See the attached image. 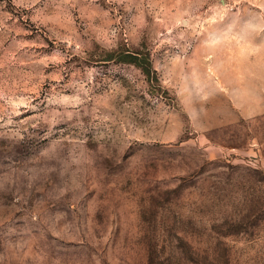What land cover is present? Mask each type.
Segmentation results:
<instances>
[{"label": "rangeland", "instance_id": "374dc122", "mask_svg": "<svg viewBox=\"0 0 264 264\" xmlns=\"http://www.w3.org/2000/svg\"><path fill=\"white\" fill-rule=\"evenodd\" d=\"M262 158L264 0H0V264H264Z\"/></svg>", "mask_w": 264, "mask_h": 264}, {"label": "trees", "instance_id": "16d2710c", "mask_svg": "<svg viewBox=\"0 0 264 264\" xmlns=\"http://www.w3.org/2000/svg\"><path fill=\"white\" fill-rule=\"evenodd\" d=\"M119 60L120 61L122 60L123 62H128V63L133 64L135 66L137 64L136 63V57L135 56H130V55L129 56H120L119 57ZM142 71H143L144 74H147V71L145 69L142 68Z\"/></svg>", "mask_w": 264, "mask_h": 264}, {"label": "crops", "instance_id": "0c3cea01", "mask_svg": "<svg viewBox=\"0 0 264 264\" xmlns=\"http://www.w3.org/2000/svg\"><path fill=\"white\" fill-rule=\"evenodd\" d=\"M262 168H264V158L261 159Z\"/></svg>", "mask_w": 264, "mask_h": 264}]
</instances>
